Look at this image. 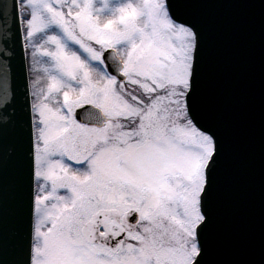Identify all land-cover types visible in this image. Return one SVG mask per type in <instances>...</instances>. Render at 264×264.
I'll list each match as a JSON object with an SVG mask.
<instances>
[{
  "label": "snow or ice",
  "instance_id": "obj_1",
  "mask_svg": "<svg viewBox=\"0 0 264 264\" xmlns=\"http://www.w3.org/2000/svg\"><path fill=\"white\" fill-rule=\"evenodd\" d=\"M209 2L0 0V264H210Z\"/></svg>",
  "mask_w": 264,
  "mask_h": 264
},
{
  "label": "water",
  "instance_id": "obj_2",
  "mask_svg": "<svg viewBox=\"0 0 264 264\" xmlns=\"http://www.w3.org/2000/svg\"><path fill=\"white\" fill-rule=\"evenodd\" d=\"M199 17L206 59L203 108L218 125L224 143L208 260L210 264H261L264 11L258 3L244 0H210Z\"/></svg>",
  "mask_w": 264,
  "mask_h": 264
}]
</instances>
